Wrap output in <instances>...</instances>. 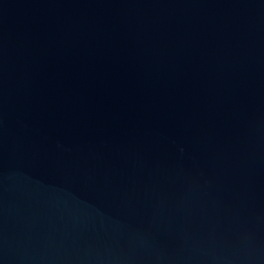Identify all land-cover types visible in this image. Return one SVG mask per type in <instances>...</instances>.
<instances>
[{"label":"water","instance_id":"obj_1","mask_svg":"<svg viewBox=\"0 0 264 264\" xmlns=\"http://www.w3.org/2000/svg\"><path fill=\"white\" fill-rule=\"evenodd\" d=\"M0 264H264V0H0Z\"/></svg>","mask_w":264,"mask_h":264}]
</instances>
